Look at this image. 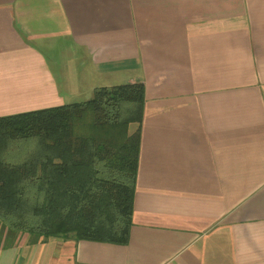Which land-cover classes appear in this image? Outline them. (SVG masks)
Wrapping results in <instances>:
<instances>
[{
    "label": "crops",
    "instance_id": "crops-1",
    "mask_svg": "<svg viewBox=\"0 0 264 264\" xmlns=\"http://www.w3.org/2000/svg\"><path fill=\"white\" fill-rule=\"evenodd\" d=\"M135 82L127 243L0 228V264H264V0H0V116Z\"/></svg>",
    "mask_w": 264,
    "mask_h": 264
},
{
    "label": "trees",
    "instance_id": "trees-1",
    "mask_svg": "<svg viewBox=\"0 0 264 264\" xmlns=\"http://www.w3.org/2000/svg\"><path fill=\"white\" fill-rule=\"evenodd\" d=\"M143 102L142 83H123L88 100L0 116V228L34 241L126 244Z\"/></svg>",
    "mask_w": 264,
    "mask_h": 264
},
{
    "label": "rangeland",
    "instance_id": "rangeland-1",
    "mask_svg": "<svg viewBox=\"0 0 264 264\" xmlns=\"http://www.w3.org/2000/svg\"><path fill=\"white\" fill-rule=\"evenodd\" d=\"M52 42V43H51ZM50 44H52V45H58V46H60V44H62V45H64V46H62V47H59V49H58V52H56L55 54H57L58 55V57H57V59H58V61L62 64V66H64V64L66 63V61H67V55L69 54V50H67V49H64V47H65V45H66V43H61L60 41H49V44L48 45H50ZM41 50H45V48H44V46H46L45 44L44 45H40V44H38L37 45ZM45 53V55L48 57V59L50 58V54L51 53H48V52H46V51H44ZM49 61H50V59H49ZM50 67H51V70H52V72H54V74H56L55 72H56V70H55V65H54V63L53 62H51L50 61ZM57 75V74H56ZM57 77L59 78V74L57 75ZM62 84V87L64 86V83L62 82L61 83ZM65 87H66V84H65ZM134 127V125H130V131L132 130V128Z\"/></svg>",
    "mask_w": 264,
    "mask_h": 264
}]
</instances>
